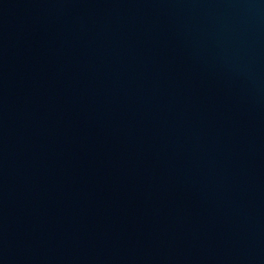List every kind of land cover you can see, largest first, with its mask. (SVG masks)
Instances as JSON below:
<instances>
[{
	"label": "water",
	"instance_id": "95a60500",
	"mask_svg": "<svg viewBox=\"0 0 264 264\" xmlns=\"http://www.w3.org/2000/svg\"><path fill=\"white\" fill-rule=\"evenodd\" d=\"M0 264H264V0H0Z\"/></svg>",
	"mask_w": 264,
	"mask_h": 264
}]
</instances>
